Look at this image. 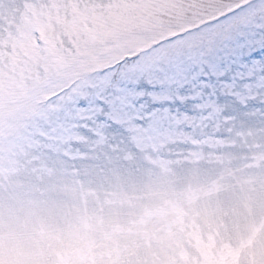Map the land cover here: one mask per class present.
<instances>
[{
	"label": "rangeland",
	"instance_id": "obj_1",
	"mask_svg": "<svg viewBox=\"0 0 264 264\" xmlns=\"http://www.w3.org/2000/svg\"><path fill=\"white\" fill-rule=\"evenodd\" d=\"M41 25L0 78V264H264V0H0L9 52Z\"/></svg>",
	"mask_w": 264,
	"mask_h": 264
},
{
	"label": "snow or ice",
	"instance_id": "obj_2",
	"mask_svg": "<svg viewBox=\"0 0 264 264\" xmlns=\"http://www.w3.org/2000/svg\"><path fill=\"white\" fill-rule=\"evenodd\" d=\"M52 7H56L55 4ZM72 7L75 9L78 6L73 4ZM71 23V21H69ZM41 35L39 40H34L30 32H26L23 35V39L18 41L17 44L13 45V51L9 52L7 49V42L0 41V78L11 77L22 81L25 78V74L31 75L32 66L42 61H46L50 52L52 51L53 41H50L43 25L39 28ZM253 56L259 55V53H253ZM220 67H223L221 64ZM206 70V69H205ZM221 79L224 77L221 76ZM140 85L136 86V90L140 91ZM163 89V85L158 88L155 85L148 86V91L156 90L160 91ZM71 103H75L76 107L87 108L86 100L77 99L75 101L68 102V106ZM158 106L157 102L152 101L150 107L155 109ZM101 112H113L124 115L130 110L135 113L136 109H143V117H139L138 113L132 115V123H140L143 130L142 134L147 136L152 133L158 126L156 119L158 113L148 111V100L146 96H133V95H121L117 94L115 97L106 99L102 104L99 105ZM82 119H89V117H82ZM100 117H97L99 120ZM71 143V141H69Z\"/></svg>",
	"mask_w": 264,
	"mask_h": 264
},
{
	"label": "trees",
	"instance_id": "obj_3",
	"mask_svg": "<svg viewBox=\"0 0 264 264\" xmlns=\"http://www.w3.org/2000/svg\"><path fill=\"white\" fill-rule=\"evenodd\" d=\"M203 19H204V18H202V20H203ZM197 21H198V20H197ZM197 24H198V23H197ZM197 24H196V25H197ZM175 29H176V28H175ZM175 29H174V31H171V32H174V33H176V34L178 35V36H176L175 38L183 37L185 34L188 33L187 31H185L184 34H183L182 36H179V34H181L182 31H184L185 29H184V30H182V29L175 30ZM165 35H166V34H165ZM165 35L162 36V38L170 37L169 35H167V36H165ZM170 41H172V39H171V40H167L166 42H162L161 45L163 46L164 44H167V43H169ZM143 50H144V49H143ZM136 52H137V51H136ZM136 52L133 53L132 56H134V55L136 54ZM149 52H150V51H147V52H145V53H144V52H143V53H140L139 56H136V57H135V59H139V58L141 57L142 54H147V53H149ZM123 58H124V57H123ZM121 59H122V58H121ZM135 59H133V60H135ZM126 61H129V62H130L131 60H126ZM131 62H132V61H131ZM122 63H123V62H122ZM113 64H114V63L111 62L109 65H113ZM14 96H15V98H18V100H20L22 97H24V95H18V94H15ZM49 97H50V95H49V96H45L44 98H42V102L45 104V103L47 102V100H48ZM40 100H41V99H40ZM46 105H47V104H46Z\"/></svg>",
	"mask_w": 264,
	"mask_h": 264
}]
</instances>
